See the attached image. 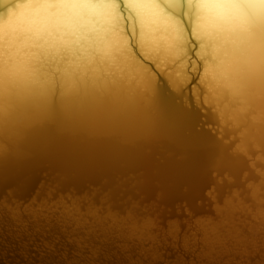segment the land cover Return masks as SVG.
Segmentation results:
<instances>
[{
    "label": "bare ground",
    "instance_id": "6f19581e",
    "mask_svg": "<svg viewBox=\"0 0 264 264\" xmlns=\"http://www.w3.org/2000/svg\"><path fill=\"white\" fill-rule=\"evenodd\" d=\"M35 2L0 0V20L16 17L21 30L32 34L12 53L14 75L4 79L0 68V136L5 151L25 133L32 153L24 164L4 162L0 198L9 206L30 203L33 196L25 200L48 179L81 189L117 191L121 204L138 195L146 210L163 220L187 222L186 216H179L185 206L196 217L212 218L218 205L205 193L217 187L213 161L223 156L233 183L221 188L220 195L233 200L239 227L211 252L195 239L186 243L184 232L146 243L118 228L93 226L86 234L56 221L25 217L21 222L0 212V224H6L8 234L14 239L23 233L49 236L42 242L49 249L63 238L79 256L70 264H106L102 259L112 256L116 264H158L167 247L177 251L179 245L190 261L179 254L170 264H264V85L254 96L247 95L235 69L237 60L264 64V27L257 28L264 25V0H225L238 7L223 18L213 13L194 31L196 40L203 41L197 54L215 58L208 64V75L233 90L234 98L220 109V119L204 106L207 93L199 81L191 86V109L187 85L181 91L184 77L169 66L171 61L165 63L168 56L179 58L185 47H195L185 30L195 18L191 7L183 8L178 0H161L167 12L150 0H121L122 7L105 0H71L48 10L26 7ZM115 17L120 25L125 18L133 22L132 40L122 34V27L116 30ZM134 45L145 59L158 56L161 63L139 60ZM33 47L66 48L81 52V58L109 52L124 73V94L115 114H102L89 95L79 89L70 95L46 72L40 73ZM149 64L163 77L164 86ZM196 109L203 114V129L197 125ZM128 176L138 183L119 190L121 178Z\"/></svg>",
    "mask_w": 264,
    "mask_h": 264
},
{
    "label": "snow or ice",
    "instance_id": "6c2138e0",
    "mask_svg": "<svg viewBox=\"0 0 264 264\" xmlns=\"http://www.w3.org/2000/svg\"><path fill=\"white\" fill-rule=\"evenodd\" d=\"M70 2L71 0H51V2L36 0L35 3L26 7L48 10ZM105 2L114 6H123L121 0H105ZM150 2L155 3L157 7H165L161 0H150ZM178 2L183 8L191 7L195 12L191 27L185 26V30L189 33V41L195 47H185V54L179 58L168 56L165 63L171 61L169 66L184 77L181 91L184 85L191 88L193 84L200 82L198 86L207 93V99L203 101L204 106L217 119H220V109L225 108L234 98L233 90L224 88L208 75V64L215 62V58L197 54L203 41L196 40L194 31L201 29L202 22L211 19L213 13L219 14L218 18H223L227 16L230 9H235L238 5L225 2V0H178ZM165 11H168L166 7ZM20 21L16 17L0 20V68L3 70L4 79L14 75L12 53L17 45L32 38L30 31L21 30ZM135 26L139 33L138 19ZM115 27L116 30L122 27V34L129 40L133 39L132 21L125 18L123 24L120 25L119 17H115ZM262 27L264 25H257L258 30ZM34 43L39 44V40ZM31 52L35 67L40 73L46 72L58 86L63 85L70 95L75 89L89 95L94 99L102 114L109 117L115 114L120 97L124 94V73L122 65L109 52H93L86 58H81V52L73 54L66 48L57 50L33 47ZM133 52L139 60L145 63L150 61L161 63L158 56H149L145 59L140 54L138 46H133ZM180 65L182 67H177ZM235 69L237 77L245 85L247 95L254 96L258 86L264 85V64L237 60ZM170 80L171 78L168 80L169 83ZM144 94L147 95V92ZM38 124L39 122L37 126ZM31 158L32 153L27 148V134L24 133L14 145L9 146L7 152L2 136H0V168L6 160L24 164ZM228 164L229 162L223 156L213 161L217 187L210 188L205 193L210 201L218 205V210L212 218L196 217L191 209L185 206L184 215L188 218L187 222L173 219L163 220L160 216L146 210L144 201L138 195L129 196L126 202L121 204L117 200V191L109 189L101 191L95 186L81 189L75 185L48 179L41 182L38 192L34 194L30 203H13L9 206L4 199L0 198V212H7L21 222L25 217L33 220L56 221L86 234L93 226L118 228L146 243L159 238L160 235L171 238L184 232L189 237L186 243L195 239L203 243L204 247L211 252L215 247L225 244L239 227L235 223L233 200L222 199L220 195L221 188L233 183V178L227 170ZM121 179L123 184L119 190L138 183L134 176Z\"/></svg>",
    "mask_w": 264,
    "mask_h": 264
},
{
    "label": "water",
    "instance_id": "95a60500",
    "mask_svg": "<svg viewBox=\"0 0 264 264\" xmlns=\"http://www.w3.org/2000/svg\"><path fill=\"white\" fill-rule=\"evenodd\" d=\"M151 70L156 74L154 67L150 65ZM158 81L164 86L165 80L161 75H157ZM197 84V83H196ZM195 85V84H193ZM192 85V86H193ZM189 89V101L191 109H195L194 103L192 101L191 88ZM198 113V123L199 127L203 129L202 116L203 114L199 109H196ZM37 191H33L29 195V199H26L25 202L31 199L32 196ZM179 216H185L184 213ZM8 229L6 228V224H0V264H70V261L73 259H78L79 256L75 254L76 248L69 245V243L65 242L62 238L60 243H57L54 249H49L48 247L43 245V240L48 237H43L38 233H23L21 236L17 238H12L14 236H10L8 234ZM31 230V228L29 229ZM12 232H16L17 230L13 229ZM27 231V230H26ZM32 236V238H29ZM24 245H26L24 247ZM66 247V248H64ZM64 254L65 257L62 255ZM184 256V260L189 263L190 255L185 254V251L181 247L178 246L177 251L172 249V247H167L164 250L163 260L159 261L158 264H170L175 261L178 257L177 255ZM195 258V257H194ZM103 263L106 264H116V259L112 256L108 261L106 259H102ZM253 261V259H252ZM84 262V261H82ZM73 264V263H72Z\"/></svg>",
    "mask_w": 264,
    "mask_h": 264
}]
</instances>
